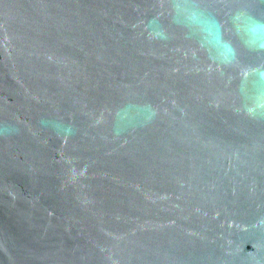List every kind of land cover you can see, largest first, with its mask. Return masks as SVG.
I'll list each match as a JSON object with an SVG mask.
<instances>
[{
  "label": "water",
  "instance_id": "obj_1",
  "mask_svg": "<svg viewBox=\"0 0 264 264\" xmlns=\"http://www.w3.org/2000/svg\"><path fill=\"white\" fill-rule=\"evenodd\" d=\"M166 3L0 0V264H264V118L235 95L264 53L149 40Z\"/></svg>",
  "mask_w": 264,
  "mask_h": 264
},
{
  "label": "clouds",
  "instance_id": "obj_2",
  "mask_svg": "<svg viewBox=\"0 0 264 264\" xmlns=\"http://www.w3.org/2000/svg\"><path fill=\"white\" fill-rule=\"evenodd\" d=\"M226 26L233 38L226 37ZM173 30L223 66L238 64L241 49L264 53V16L256 14L246 0L231 7L226 20L219 18L206 0H167L163 18L154 14L145 24V33L151 41L167 42L173 37ZM246 73L241 75L235 94L239 107L251 119L264 118V62L246 66ZM147 110L152 113L150 106ZM39 124L58 137L74 134L73 126L59 119L42 118ZM116 131L119 134V129ZM18 132L14 124L0 125V135Z\"/></svg>",
  "mask_w": 264,
  "mask_h": 264
}]
</instances>
